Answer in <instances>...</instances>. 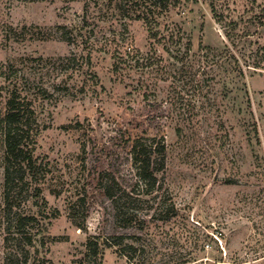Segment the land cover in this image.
<instances>
[{
	"label": "rangeland",
	"instance_id": "374dc122",
	"mask_svg": "<svg viewBox=\"0 0 264 264\" xmlns=\"http://www.w3.org/2000/svg\"><path fill=\"white\" fill-rule=\"evenodd\" d=\"M86 1L0 0V62L92 54L35 103L45 208L20 168L6 192L0 165V264H264V25L253 18L263 0H214L222 20L210 0ZM115 51L147 61L113 72ZM137 137L166 146L148 194L130 154ZM110 176L145 200L126 208L116 188L113 202ZM23 215L36 219L31 245L12 238Z\"/></svg>",
	"mask_w": 264,
	"mask_h": 264
},
{
	"label": "trees",
	"instance_id": "16d2710c",
	"mask_svg": "<svg viewBox=\"0 0 264 264\" xmlns=\"http://www.w3.org/2000/svg\"><path fill=\"white\" fill-rule=\"evenodd\" d=\"M160 1L164 9L171 3L170 0ZM251 1L254 2L256 0ZM86 2H88V0ZM214 2V0H210L209 4L217 20H222L224 14L222 11H218V6ZM171 4L173 5L174 3ZM219 6H222V4ZM258 6H260V12L253 16V18L256 19L258 24L264 25V3L263 5L259 3ZM84 7L85 12H88L87 3L84 4ZM138 16L140 17V15ZM141 17L145 21V24L148 25V37L150 39H156L157 35L160 33L159 29H155L154 26H149L153 17L147 14ZM83 22L85 25L86 17L83 19ZM66 38L68 42H72L70 35L66 36ZM188 49L189 44L185 47V50ZM111 56L113 58V72L122 70L121 66L127 65V63L131 66V58L134 59V64L147 61L144 57H142L141 60L138 57L134 58V55L130 54L128 51H115ZM39 60L40 58L37 59V61L40 62L38 66L42 65V68H37L35 65L29 67L27 63L23 62L21 65L13 62H0V165L5 171L4 189L6 192L14 191V183L20 182V176L17 173V168H20L22 172H25L28 178L27 183L30 185L32 184L34 195L37 197H41L39 181L46 175L47 165L34 154V136L39 132L38 129L35 128V126H37L35 103L38 98H42L49 94V87L56 85V83H54L55 74L60 73L65 65H74L75 62L79 60L89 66L92 63V54L90 50H87L84 55L71 54L69 57H59L57 60L55 58H50L48 61ZM235 62L238 73L242 74L239 62ZM72 69L75 70L74 67ZM50 74H52L53 82L48 84L49 81L47 82L46 79H50ZM5 95L7 99L10 100L8 107L5 106ZM165 150L166 146L162 140L157 141L155 138L151 137H137L131 145L130 154L133 163L136 164L137 179L143 182L142 190L147 194L154 192L157 186V171L164 166ZM118 183L119 182L111 176L105 181V194L111 198L113 202L116 201V197H114V190L116 188H122L121 197H126L123 201L126 208H131V204L134 202L145 200L139 197L138 193L137 195L133 194L136 189H125L119 187ZM16 192H20V190ZM41 198L42 206L38 205V210H43L45 208L46 202L43 200V197ZM165 199H168L169 202L166 203ZM34 202L38 204L37 201ZM160 206V213L165 216L170 215L174 210V203L169 198L168 193H165ZM29 220L36 219L34 215H23L17 220L16 228L17 232H19V237L13 236L12 238L14 240L25 238V243L31 245L32 235L34 233L25 229V224H27ZM93 238L98 239L97 236ZM4 239L6 241L7 237ZM96 239L90 240L89 245H96ZM103 242H107V246L116 244L115 241L111 240ZM129 247L131 249L134 248L133 245ZM14 250L16 253H20L18 248L14 247ZM93 252L96 255L98 248L94 247Z\"/></svg>",
	"mask_w": 264,
	"mask_h": 264
}]
</instances>
